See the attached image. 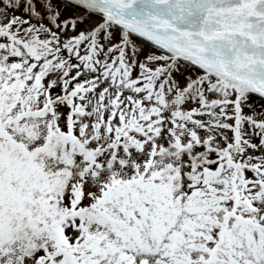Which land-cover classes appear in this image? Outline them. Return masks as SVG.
I'll list each match as a JSON object with an SVG mask.
<instances>
[{
	"label": "snow or ice",
	"instance_id": "1",
	"mask_svg": "<svg viewBox=\"0 0 264 264\" xmlns=\"http://www.w3.org/2000/svg\"><path fill=\"white\" fill-rule=\"evenodd\" d=\"M0 264H264V0H0Z\"/></svg>",
	"mask_w": 264,
	"mask_h": 264
}]
</instances>
